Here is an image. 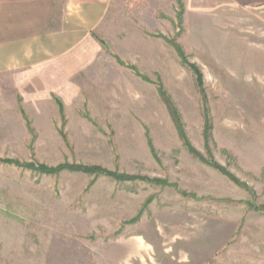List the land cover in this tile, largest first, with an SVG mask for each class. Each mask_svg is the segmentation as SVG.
<instances>
[{
	"label": "rangeland",
	"instance_id": "rangeland-1",
	"mask_svg": "<svg viewBox=\"0 0 264 264\" xmlns=\"http://www.w3.org/2000/svg\"><path fill=\"white\" fill-rule=\"evenodd\" d=\"M93 38L0 95V264H264V0H112Z\"/></svg>",
	"mask_w": 264,
	"mask_h": 264
},
{
	"label": "crops",
	"instance_id": "crops-1",
	"mask_svg": "<svg viewBox=\"0 0 264 264\" xmlns=\"http://www.w3.org/2000/svg\"><path fill=\"white\" fill-rule=\"evenodd\" d=\"M111 1L0 0L3 101L27 94L35 100L53 84L67 85L71 69L86 68L89 63L70 58L93 44Z\"/></svg>",
	"mask_w": 264,
	"mask_h": 264
},
{
	"label": "trees",
	"instance_id": "trees-1",
	"mask_svg": "<svg viewBox=\"0 0 264 264\" xmlns=\"http://www.w3.org/2000/svg\"><path fill=\"white\" fill-rule=\"evenodd\" d=\"M62 167V166H61ZM61 167H59V169L61 168ZM62 169V168H61ZM51 171H53V170H51Z\"/></svg>",
	"mask_w": 264,
	"mask_h": 264
}]
</instances>
